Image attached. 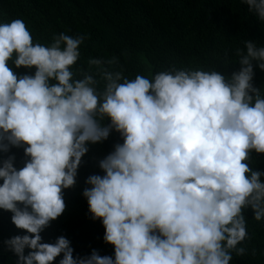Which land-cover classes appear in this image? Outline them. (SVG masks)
<instances>
[{
  "label": "clouds",
  "instance_id": "9594fccd",
  "mask_svg": "<svg viewBox=\"0 0 264 264\" xmlns=\"http://www.w3.org/2000/svg\"><path fill=\"white\" fill-rule=\"evenodd\" d=\"M241 3L264 22V0ZM85 39L61 32L45 46L20 19L0 23V210L23 232L3 241L15 264H230L233 252L244 255L242 210L264 219V170L248 163L264 155L252 63L264 71V46L245 40L230 75L170 66L130 80L104 67L115 56L74 73ZM21 67L35 70L17 76ZM111 132L122 143L98 161L103 174L86 178L82 196L113 255L74 257L65 237L46 243L40 233L63 213L88 146ZM10 148H22V167Z\"/></svg>",
  "mask_w": 264,
  "mask_h": 264
},
{
  "label": "trees",
  "instance_id": "16d2710c",
  "mask_svg": "<svg viewBox=\"0 0 264 264\" xmlns=\"http://www.w3.org/2000/svg\"><path fill=\"white\" fill-rule=\"evenodd\" d=\"M15 19L25 24L33 43L45 46L61 32L85 36L79 58L72 66L74 73L76 69L96 72V66L88 64L89 58L103 61L115 56L118 64L104 67L122 71L130 80L137 74L148 76L170 66L215 68L230 75L239 68L235 51L244 50L245 40L264 46V22L249 13L241 0H0V23ZM252 63L253 85L264 96V71L258 69L256 61ZM12 70L20 76L31 75L35 69ZM97 87L102 89L103 81ZM115 143L122 140L118 133L111 132L107 140L88 146L75 184L63 190L65 209L40 233L42 242L54 243L63 236L70 242L74 257L88 256L93 250L100 256L113 255V247L102 239L100 220H92L88 212L82 191L88 187V176L103 174L98 161L112 151ZM9 154L15 157L14 167L23 166L22 148H10ZM248 163L252 170H264V155L252 153ZM242 211L248 239L238 247H245L246 252L242 256L233 252L230 264H264V219H252L251 209ZM10 216L0 210V264H15V255L5 250L3 241L23 234L11 223Z\"/></svg>",
  "mask_w": 264,
  "mask_h": 264
}]
</instances>
